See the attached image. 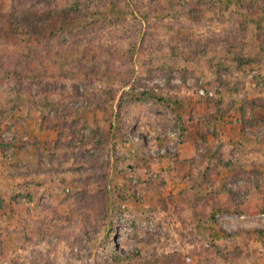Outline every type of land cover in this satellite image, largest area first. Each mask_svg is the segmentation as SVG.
Returning <instances> with one entry per match:
<instances>
[{"label":"rangeland","instance_id":"1","mask_svg":"<svg viewBox=\"0 0 264 264\" xmlns=\"http://www.w3.org/2000/svg\"><path fill=\"white\" fill-rule=\"evenodd\" d=\"M82 1L89 8L72 15L74 0H0V140L14 142L0 150V264H114L104 251L112 222L111 249L141 252L130 264H169L181 254L203 264L236 247L243 254L233 264H264V237L254 233L264 230V108L254 102L264 99L263 33L252 24L242 37L232 27L255 0L189 1L185 16L172 0L160 1L171 15L147 0ZM226 34L245 38L244 47L229 48ZM132 82H168L184 104L173 111L150 92L139 101L144 89L131 91ZM221 112L218 137L204 145L197 123ZM123 114L129 123L120 129ZM67 142V153L96 160L84 170L72 156L59 171L41 170L40 152L46 162ZM252 167L261 175L248 174ZM129 179L138 180V196L114 215L110 191L128 196ZM215 184L240 199L221 194L214 223L196 199ZM82 192L92 202L104 192L109 199L91 239L77 210Z\"/></svg>","mask_w":264,"mask_h":264},{"label":"trees","instance_id":"2","mask_svg":"<svg viewBox=\"0 0 264 264\" xmlns=\"http://www.w3.org/2000/svg\"><path fill=\"white\" fill-rule=\"evenodd\" d=\"M39 2H42L44 1L46 4L48 0H38ZM75 3L71 4L70 7L68 8V12H70L72 15H75L77 14L78 12H81V11H84V9H88L89 8V3L87 1H82V0H74ZM149 2V6L151 8H153L154 11L156 12H161L163 11L162 13H165V14H168V15H171L170 13V10L169 8L171 7H164L162 8V5L160 4V1L161 0H147ZM174 2V8H177L178 10L177 11H180L181 15L185 16L184 14H187L189 15L191 13V4H189V1L193 2L194 3V0H172ZM38 2V3H39ZM82 2V3H81ZM79 3V4H78ZM141 3L140 0H132L131 2V6H135L137 4ZM147 3V2H146ZM253 6L251 7L250 5L248 6H244L242 5L241 8H240V11L241 12H236V16H237V21L234 20V24H232V27L236 26L239 28V31H240V35L242 37H244L246 35V33H248V29L250 28V25H255L257 27V30L260 32L262 31L263 35H258L259 37V40L264 44V0H255L253 1ZM199 5H201L202 7H204V3H202V1L199 0L198 2ZM198 6V5H197ZM172 9V8H171ZM176 11V10H175ZM190 12V13H189ZM173 16V15H172ZM182 16V17H183ZM234 16V18L236 17ZM236 23V24H235ZM237 28V29H238ZM242 37H240L239 42L235 43L233 38H230L228 37V35L226 34V37H223L221 39V41L225 42L229 48L230 47H234V46H237L238 44L240 45V47H244L243 43H245V38L243 39ZM237 40V41H238ZM240 40L242 42H240ZM220 40H218V42H221ZM221 42V43H223ZM236 48H239V46H237ZM262 49H263V53H264V45L262 46ZM1 60L0 59V67L2 66L1 65ZM4 67V66H3ZM128 84V83H127ZM139 85H136L134 84V82H132V84H130L129 88L131 91H138L140 89H144L143 91H139L140 92V97H138V100L141 101L144 97H147L148 95V92H150V96L151 95H154V96H157L159 98H161L160 100L162 102H166V103H170V109H172L173 111H178L179 108H181L184 104V100L183 98H179L177 96L175 97H172L174 98V101L172 100L171 101V95L169 94V89H173V90H178V88H176L175 86L173 85H170L168 82L164 85V86H156V88H151L150 86H143V87H138ZM147 90V91H146ZM161 91H165L164 93L161 94ZM160 93V95H159ZM32 101V100H31ZM114 101V100H113ZM123 101H125V98L122 97V101L120 102V104L123 103ZM256 103L257 106H261L264 108V99H259V100H256L254 101ZM33 103V102H32ZM124 104V103H123ZM115 111H117V113H122V105H119ZM65 114V113H64ZM220 115H223V113L221 112L220 114H217V115H212L210 117H207V119L205 120H202L200 122L197 123L196 125V129H195V132L196 134L198 135L199 139L202 141V143L205 145V143H207L208 141V136H213L214 138L218 137V121H219V117ZM126 117L125 115L123 114L121 117H118V128H124L125 126H127V124L129 122H127L126 124ZM206 120H209V121H206ZM213 125L215 126V131L210 134L206 128L209 126V125ZM59 127H63V126H59ZM2 129V124H0V131ZM14 129V126L11 127V130L13 131ZM187 132V129H183V134ZM168 135V134H167ZM181 135V134H180ZM182 136V135H181ZM16 136H14L15 138ZM169 137V136H168ZM167 136L165 135L163 138H159L157 139L158 140V146H159V149L160 150H164L165 148V144L167 142ZM14 142H8L6 144H13ZM4 142H2L0 140V150L6 145ZM72 149V145L71 143L67 142V143H64V153H63V150H61L62 152V155H58L56 156V154H51L52 152H49L50 156H48V161L46 160L45 162V156L47 154H44L43 152H40V169L41 170H49L51 169V171L53 170H57L59 171V168H61L66 162H69L71 160V157L73 156H76L78 157L79 155H74V153H67L65 150H69ZM55 153V152H54ZM134 156H137L135 155L136 153H132ZM164 154V153H163ZM148 155V154H147ZM180 154H177V156H179ZM47 157V156H46ZM80 158H72L74 159V165L75 166H79L81 169H86V166L88 165H92L93 164V161L94 158L93 157H82V156H79ZM123 157V156H122ZM149 157V156H147ZM124 161H126L127 157H123L122 158ZM183 164H186V161H183L182 162ZM14 167H17L19 170L21 169L20 166L17 165V163L14 164ZM50 167V168H49ZM50 171V172H51ZM240 172H243L245 173V171L242 169L240 170ZM248 174L251 173L252 175H256L257 177L259 175H261V172H260V169L258 167H252L251 170H249L247 172ZM81 183V182H79ZM82 184V183H81ZM128 190L130 189L131 191L128 192V196H123L122 193H121V190L118 188V189H113L110 191V194H113V205L116 207L115 209V212H114V215L117 214V212L119 213V209L121 208V205L123 203H129L131 202L132 200H136L137 198V194L138 192L135 191V186L138 185V180L135 179V180H132V179H129L128 180ZM127 187V186H126ZM195 189L197 190L198 187L196 186ZM107 190V189H106ZM105 190V192H106ZM211 193L205 197L203 196H200L196 199L197 201V207H205V210L207 211V218L208 219V222L211 220L214 221V223L216 222V216L219 212L220 209L219 208V205L220 204H217L214 202L215 200H217L218 197H221L222 195L221 194H225L227 196H229V194L233 197H231L234 201L235 200H238L240 199V196L239 194H237L235 191L233 190H230L229 188H227V186H223L222 190L219 191L218 187L216 186V184L214 185V187L212 186L211 188ZM104 192V194H102L101 198H97V199H94V203L92 202V199L89 198V194L88 192H82L80 194V198L79 200H77V203H78V206H77V210L78 211H85L86 213V217H87V221L90 223L91 227H88L86 228L84 231V235L86 236H90L89 239L92 238V235L93 234H98L100 232H98L100 230V227H101V224L100 223H104L105 220L103 219V216H106L107 214H105V211H107V208H108V205H109V199L108 197L105 195L106 193ZM197 192V191H196ZM223 192V193H222ZM91 200V201H90ZM2 202L4 201L3 199L1 200ZM81 201V202H80ZM244 202V200L242 201ZM81 203H86L84 204V207L82 206L83 204ZM239 204V203H238ZM234 205V204H233ZM222 207H224V204H222ZM260 213H264V210H260L259 211ZM238 213L242 214V213H245V210H241L239 211ZM112 218V217H111ZM116 221V220H115ZM98 225V226H96ZM115 223L112 222V228L109 230L107 236L105 237V241H104V251H105V256L107 257H113V262L114 264H130L131 262V259L133 257H135L136 255L138 257L141 256V252L139 250H137V253H132V254H127L126 256H121L118 254L116 248L114 249H111L113 243H114V234L116 232L115 230ZM99 229V230H98ZM218 233H220L219 230H216L215 231V235H217ZM224 235H227V233L225 234V232H223ZM255 234H257L259 236V239L264 237V230L263 229H258V230H255L254 232ZM1 237V235H0ZM243 250H241L240 248H235L234 251H227V250H224V249H219L217 254L214 255L212 257V259L209 260V262H204V261H201L200 263H203V264H224V263H230V264H233L235 263V259L237 258H240L242 256V252ZM0 253H2V246H1V241H0ZM218 255V257H217ZM176 256V255H175ZM183 255L181 254V258H180V255H177V257H173L175 260L173 262H169V264H189L191 263V258L190 257H184V261L182 262V259H183ZM236 260V261H237Z\"/></svg>","mask_w":264,"mask_h":264},{"label":"built area","instance_id":"3","mask_svg":"<svg viewBox=\"0 0 264 264\" xmlns=\"http://www.w3.org/2000/svg\"><path fill=\"white\" fill-rule=\"evenodd\" d=\"M200 94H201V95H205L206 92H205L204 90H200ZM211 95H212V94H211Z\"/></svg>","mask_w":264,"mask_h":264}]
</instances>
